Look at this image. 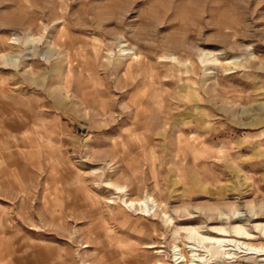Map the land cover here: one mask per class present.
<instances>
[{"label": "rangeland", "instance_id": "1", "mask_svg": "<svg viewBox=\"0 0 264 264\" xmlns=\"http://www.w3.org/2000/svg\"><path fill=\"white\" fill-rule=\"evenodd\" d=\"M0 150L14 264H264V0H0Z\"/></svg>", "mask_w": 264, "mask_h": 264}, {"label": "crops", "instance_id": "2", "mask_svg": "<svg viewBox=\"0 0 264 264\" xmlns=\"http://www.w3.org/2000/svg\"><path fill=\"white\" fill-rule=\"evenodd\" d=\"M25 175L30 168H25ZM22 163L16 160H8L7 156L0 150V264H14L16 241L21 239L17 236L13 222L14 213L12 211L14 192L19 190V183L22 175ZM18 186V187H17ZM31 240V237H27ZM30 258V257H29Z\"/></svg>", "mask_w": 264, "mask_h": 264}, {"label": "bare ground", "instance_id": "3", "mask_svg": "<svg viewBox=\"0 0 264 264\" xmlns=\"http://www.w3.org/2000/svg\"><path fill=\"white\" fill-rule=\"evenodd\" d=\"M138 205L141 206V204L143 205V203H136ZM134 202L130 201V206H134ZM163 211V210H162ZM231 211V210H230ZM255 216V215H254ZM242 227V226H240ZM195 229V228H194ZM193 228L191 230H188V240L189 241H195L197 242V244H203L205 242H209V243H212L213 245H215L214 247H211L212 249V252L214 254H217L219 255L220 257L223 256V254L225 253V250L224 248L227 247V246H230V244H233V246H239L241 248L239 249H242V247H244L243 249H245L246 251H253V252H258L257 249H254V248H251V247H248L247 245L243 244V243H237L235 241H226V240H222V239H218V240H212L211 238L208 239L207 237L206 238H201L199 237L200 235H198V231L196 232ZM222 229V228H220ZM246 229V228H245ZM257 230H259L263 235H264V226L263 227H256ZM229 231V230H228ZM220 233L222 234H227V230H219ZM233 232L235 235L237 236H248V232L245 231L244 229L242 228H233ZM251 234V233H250ZM201 249L203 250H206V248L202 247ZM223 249V250H222ZM194 250H192L193 252ZM262 251H264V249H262ZM195 252V251H194ZM197 252V251H196ZM208 253H210V251H208ZM199 257V256H197ZM182 258V255H180V257L177 259V260H180ZM193 258V257H192ZM182 262H179L178 264H181Z\"/></svg>", "mask_w": 264, "mask_h": 264}]
</instances>
